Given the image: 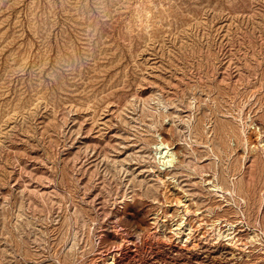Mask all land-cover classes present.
<instances>
[{
  "label": "rangeland",
  "instance_id": "1",
  "mask_svg": "<svg viewBox=\"0 0 264 264\" xmlns=\"http://www.w3.org/2000/svg\"><path fill=\"white\" fill-rule=\"evenodd\" d=\"M263 141L264 0H0V264H264Z\"/></svg>",
  "mask_w": 264,
  "mask_h": 264
},
{
  "label": "bare ground",
  "instance_id": "2",
  "mask_svg": "<svg viewBox=\"0 0 264 264\" xmlns=\"http://www.w3.org/2000/svg\"><path fill=\"white\" fill-rule=\"evenodd\" d=\"M259 134V133H258ZM163 139H159L158 141H155L154 142V144H153V148H152V157H153V160L155 161V163L157 164V169H158V174L156 175L157 177H158V179H160L159 178V175H161L162 173L163 174H166V172L168 171V169L170 168V167H173L174 166V164H175V162H176V154L173 152V150L169 147L170 145H168L166 142H164V141H162ZM215 140V139H214ZM248 141V140H247ZM264 142V141H263ZM263 145H264V143H263ZM156 171V170H155ZM154 173V172H153ZM156 174V173H155ZM216 177V176H215ZM154 178H155V176H154ZM204 178V177H203ZM202 178V179H203ZM210 178H212V177H210ZM171 179V178H170ZM174 179V178H173ZM202 179L200 178V180L202 181ZM213 179H214V177H213ZM161 180V179H160ZM204 181H205V179H203ZM216 180V179H215ZM161 181H163V180H161ZM165 181V180H164ZM163 181V182H164ZM207 181H209V180H207ZM211 181H213L212 179H211ZM159 182V181H158ZM210 182V181H209ZM215 182V181H214ZM164 183H166V182H164ZM209 186H211L212 187V189H210L209 191H213L214 193H223L224 191L222 190V188H221V186L218 184V183H213V182H210V184H209ZM216 195V194H215ZM224 195V194H223ZM222 196V195H221ZM179 202V201H178ZM181 202V201H180ZM186 205V204H185ZM185 208V207H184ZM185 210H187V209H185ZM186 212V211H185ZM171 220V219H170ZM182 220H183V218H182V216H179V218H178V223L176 224V228L175 229H173V232L174 233H179V230H180V226H181V224H182ZM215 223V221L213 222V223H211V224H213V238H214V240H217L218 238H220V237H222V236H225V235H230V233H227V231L229 230H231V225L230 224H228V228H227V230H223L222 232H221V230H220V228H218L217 227V225H215L214 224ZM217 223V222H216ZM164 224V223H163ZM227 225V224H226ZM212 227V226H211ZM190 228V227H189ZM228 231V232H229ZM189 235V234H188ZM253 235V234H252ZM255 237V236H254ZM251 238H253V236L251 237ZM213 240V239H212ZM251 240V239H250ZM228 241L233 245V246H237L238 247V241H237V239H235V236H233V237H230L229 239H228Z\"/></svg>",
  "mask_w": 264,
  "mask_h": 264
}]
</instances>
